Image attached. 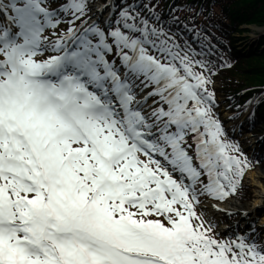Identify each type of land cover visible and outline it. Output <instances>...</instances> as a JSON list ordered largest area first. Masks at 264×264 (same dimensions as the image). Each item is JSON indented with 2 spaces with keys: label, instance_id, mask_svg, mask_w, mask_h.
I'll use <instances>...</instances> for the list:
<instances>
[{
  "label": "snow or ice",
  "instance_id": "snow-or-ice-1",
  "mask_svg": "<svg viewBox=\"0 0 264 264\" xmlns=\"http://www.w3.org/2000/svg\"><path fill=\"white\" fill-rule=\"evenodd\" d=\"M159 7L0 0V264H264V230L202 207L254 167L217 111L232 65Z\"/></svg>",
  "mask_w": 264,
  "mask_h": 264
},
{
  "label": "trees",
  "instance_id": "trees-1",
  "mask_svg": "<svg viewBox=\"0 0 264 264\" xmlns=\"http://www.w3.org/2000/svg\"><path fill=\"white\" fill-rule=\"evenodd\" d=\"M159 3L157 11L162 19L171 21L179 17L178 28L184 30L187 24L189 29L199 32L204 38L205 51L209 45L214 46L211 59L220 65L225 62L232 65L219 68L215 77L219 84L216 93L224 98L222 104L237 113L253 101L247 106L252 110L247 126L253 121L252 130L259 133L257 126H264V50L258 45L250 48L254 51L249 54L244 53L238 36L243 32L239 26L245 20L264 25V0H159ZM260 42L264 43V38ZM258 147L257 164L264 169V139ZM243 193L250 194L248 190Z\"/></svg>",
  "mask_w": 264,
  "mask_h": 264
},
{
  "label": "rangeland",
  "instance_id": "rangeland-1",
  "mask_svg": "<svg viewBox=\"0 0 264 264\" xmlns=\"http://www.w3.org/2000/svg\"><path fill=\"white\" fill-rule=\"evenodd\" d=\"M94 9V8H93ZM92 13H94V10H92ZM250 40L255 37V35H247ZM222 119L228 118L230 115L227 113L226 109H222L221 111ZM233 137H236V135H233ZM246 138H250V144L249 146H245L246 149L251 150L253 148V144H255L258 141L257 137L246 135ZM258 171L261 170H255L253 172H250L245 175V182L250 186L252 193H253V200L250 203H246L244 205L239 204L235 199H232L228 201L227 203H235V208L233 209L234 212H239L240 216H243L245 213L249 214V220L246 222L249 226L246 231L251 232L252 231V225L255 226V229L259 232L260 230H264V222H262L261 219H258L260 216H264V187H260L259 183L262 184V180L264 179V176H261ZM207 207H212L213 204H206ZM206 217H209L211 214L209 211H205ZM216 219L219 221L227 220L230 216H224L223 214L216 213ZM218 232V229L216 230Z\"/></svg>",
  "mask_w": 264,
  "mask_h": 264
},
{
  "label": "bare ground",
  "instance_id": "bare-ground-1",
  "mask_svg": "<svg viewBox=\"0 0 264 264\" xmlns=\"http://www.w3.org/2000/svg\"><path fill=\"white\" fill-rule=\"evenodd\" d=\"M257 1V0H256ZM244 23L239 26V29H241L243 32L238 36L240 40L241 49H243V52L246 54H249V52L254 51L251 50L254 47H257L258 45H262V49L264 50V43L260 42L262 38H264V25L263 24H257V23H250L243 21ZM255 35L254 38L250 40V38L247 35ZM252 46V47H250ZM251 48V49H250ZM264 135V134H263ZM261 176H264V173L262 171H258ZM260 187L262 188V184L259 183ZM235 208V203H226V206L223 208V214L225 216H228L231 210ZM262 222H264V217L262 218Z\"/></svg>",
  "mask_w": 264,
  "mask_h": 264
}]
</instances>
